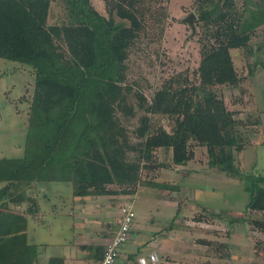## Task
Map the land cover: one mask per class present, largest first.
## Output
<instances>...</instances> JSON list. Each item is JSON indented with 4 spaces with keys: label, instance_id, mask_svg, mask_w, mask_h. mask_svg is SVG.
I'll use <instances>...</instances> for the list:
<instances>
[{
    "label": "trees",
    "instance_id": "16d2710c",
    "mask_svg": "<svg viewBox=\"0 0 264 264\" xmlns=\"http://www.w3.org/2000/svg\"><path fill=\"white\" fill-rule=\"evenodd\" d=\"M52 1L0 0V58L26 64L35 75L25 153L0 157V264H39V246L27 233L29 219L40 209L32 197L34 184L67 182L73 195L82 197L110 194V184L124 185L122 194H135L145 183L143 162H152L164 149L171 152L172 165H186L194 155L193 142L207 148L210 168L244 180L245 212H264V175L245 174L236 163L249 136L215 90L241 79L233 49H244L255 64L260 62L262 45L253 44L252 37L264 28V3L242 0L238 8L236 0H196L202 43L198 81L171 77L150 103H141L144 113L134 142L118 113H135L125 80L130 49L143 28L138 0H105L109 16L90 0H64L67 18L50 23ZM155 116L167 117L171 130ZM24 201L26 209H17ZM237 218L246 217L232 215L231 221ZM104 250L96 247L93 264ZM47 264H64V258L52 257Z\"/></svg>",
    "mask_w": 264,
    "mask_h": 264
},
{
    "label": "rangeland",
    "instance_id": "374dc122",
    "mask_svg": "<svg viewBox=\"0 0 264 264\" xmlns=\"http://www.w3.org/2000/svg\"><path fill=\"white\" fill-rule=\"evenodd\" d=\"M90 2L101 14L109 16L105 0ZM195 3L196 0L137 1L143 28L130 49L125 80L132 88L128 104L135 108V113H118L131 141H138L135 132L144 113L141 103H150L164 82L177 75L190 83L198 81L202 43L201 32L195 25ZM236 3L238 8L243 5L242 0ZM192 13L196 15L195 30L186 21ZM67 14L64 0L52 1L50 23L66 19ZM252 43L262 45L258 52L260 62L255 64L253 56L244 49H233L241 79L237 85L217 86L215 90L249 136L245 148L236 153L238 167L245 174L264 175V28L257 30ZM34 90L35 75L30 66L0 58V157L24 155ZM139 94L144 99H139ZM155 119L171 130L167 117ZM192 149L193 158L186 165H172L171 152L164 149L152 162H143L141 176L145 183L138 186L135 194L119 192L125 189L124 185H107L112 193L98 196L103 201L96 206L98 215L91 216L92 220L83 221L78 214L73 218L58 213L48 217L53 221L51 230L29 223L28 232L38 231L42 240H72L78 229L82 233L101 231L104 220L120 219L122 208L132 203L136 235L121 247L122 255L136 252L139 245H144L140 253L148 259L150 252L155 254L157 264H264V227L260 226L264 225V212H245L249 193L244 189V180L210 168L205 146L193 142ZM128 156L135 157L133 153ZM146 181L153 184L146 185ZM46 185L57 203L69 198L70 183L55 181ZM57 189H61V196H56ZM106 204L111 209L104 208ZM215 213L226 217L218 218ZM232 215L246 218L231 221ZM124 259L123 264L132 263L128 256Z\"/></svg>",
    "mask_w": 264,
    "mask_h": 264
},
{
    "label": "crops",
    "instance_id": "0c3cea01",
    "mask_svg": "<svg viewBox=\"0 0 264 264\" xmlns=\"http://www.w3.org/2000/svg\"><path fill=\"white\" fill-rule=\"evenodd\" d=\"M34 192H32V197L36 198L39 204V213L38 216L34 219H29V223L31 226L33 225H42L46 230H51L53 221H49V216L59 214H65V216L76 217V214L82 215L83 221L92 220L91 216H97L98 213H95L96 206L103 201L98 196H74L73 195V187L70 189V195L68 199L61 200L60 203H57L58 200H54L52 196H50L48 187L46 183L43 184H34ZM61 189H57L56 196H61ZM97 201H96V200ZM111 207V202H108ZM69 205V206H68ZM28 206V201H24L21 205H18L16 208L21 210L26 209ZM69 208V210L62 209ZM104 208H110L109 205H104ZM111 209V208H110ZM99 210V209H98ZM115 210V209H113ZM104 216V213H101ZM119 216V215H118ZM106 219V218H105ZM118 221L119 218H115V222H111L108 220H104V223L101 225V231H95L93 233H82L74 232V236L72 240L63 238L62 242L59 241H49L47 239L42 240V237L35 233H27L32 242L39 246L38 253V263L39 264H47L52 257H62L64 258V264H93L94 262V254L97 246H106L109 240L115 234V231L118 229ZM84 223V222H83ZM55 225V223H54ZM136 227H133L131 238H133L136 233L134 230ZM130 238V239H131ZM130 241V240H129ZM154 252V251H152ZM134 252H130L128 255H122L120 253L118 263L123 264L125 261V257H129V261L131 264H140L139 256L145 257L143 253H140L135 257L131 258L130 255L134 254ZM151 253V252H150ZM149 253V255H150ZM120 262V263H119ZM128 264V263H126Z\"/></svg>",
    "mask_w": 264,
    "mask_h": 264
},
{
    "label": "built area",
    "instance_id": "2783aa9c",
    "mask_svg": "<svg viewBox=\"0 0 264 264\" xmlns=\"http://www.w3.org/2000/svg\"><path fill=\"white\" fill-rule=\"evenodd\" d=\"M135 219L136 213L134 206L132 203H127V205L122 208L117 232L106 244L102 259L96 261L94 264H117L120 248L130 238V232L133 228ZM156 261L157 256L155 254L149 255V259L147 257L139 258L140 264H155Z\"/></svg>",
    "mask_w": 264,
    "mask_h": 264
},
{
    "label": "water",
    "instance_id": "95a60500",
    "mask_svg": "<svg viewBox=\"0 0 264 264\" xmlns=\"http://www.w3.org/2000/svg\"><path fill=\"white\" fill-rule=\"evenodd\" d=\"M247 1V0H246ZM195 14L192 13L189 17H187L186 21L190 23V25L192 26L193 30H195L194 27V18H195Z\"/></svg>",
    "mask_w": 264,
    "mask_h": 264
},
{
    "label": "clouds",
    "instance_id": "9594fccd",
    "mask_svg": "<svg viewBox=\"0 0 264 264\" xmlns=\"http://www.w3.org/2000/svg\"><path fill=\"white\" fill-rule=\"evenodd\" d=\"M135 223V222H134Z\"/></svg>",
    "mask_w": 264,
    "mask_h": 264
}]
</instances>
